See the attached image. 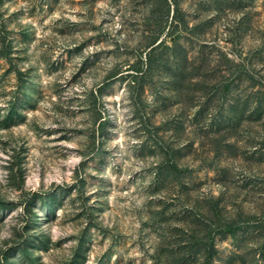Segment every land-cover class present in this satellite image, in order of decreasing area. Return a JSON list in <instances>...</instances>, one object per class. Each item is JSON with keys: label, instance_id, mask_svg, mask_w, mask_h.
Here are the masks:
<instances>
[{"label": "rangeland", "instance_id": "rangeland-1", "mask_svg": "<svg viewBox=\"0 0 264 264\" xmlns=\"http://www.w3.org/2000/svg\"><path fill=\"white\" fill-rule=\"evenodd\" d=\"M0 264H264V0H0Z\"/></svg>", "mask_w": 264, "mask_h": 264}, {"label": "trees", "instance_id": "trees-1", "mask_svg": "<svg viewBox=\"0 0 264 264\" xmlns=\"http://www.w3.org/2000/svg\"><path fill=\"white\" fill-rule=\"evenodd\" d=\"M140 78H141V77H139L138 80H139ZM211 259H212V256H211V258L208 259V262H209V263H210Z\"/></svg>", "mask_w": 264, "mask_h": 264}]
</instances>
